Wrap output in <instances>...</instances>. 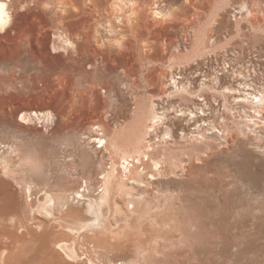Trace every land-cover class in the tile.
Returning <instances> with one entry per match:
<instances>
[{
    "label": "rangeland",
    "instance_id": "374dc122",
    "mask_svg": "<svg viewBox=\"0 0 264 264\" xmlns=\"http://www.w3.org/2000/svg\"><path fill=\"white\" fill-rule=\"evenodd\" d=\"M156 1L166 10L173 12L170 19L154 18L152 11ZM58 2L59 0H11L9 2L12 17L10 25L8 24L5 30L0 29V125L8 123L17 126L21 123L20 114L25 110H52L59 116L57 125L52 130L47 132L42 128L28 126L30 130L26 132L32 144L36 143L37 146L44 148V152L47 151L45 155H48L51 150L55 132L69 133L74 128H86L88 119L93 116L106 119L105 121L108 122L110 120L109 123L112 124L116 118L123 119L130 115V112L139 104L143 112L152 101L165 106L166 102L163 103L159 99L163 97L167 101L163 95L162 81L167 83L169 79H164V72L170 74L173 72L177 78L198 77L197 79L202 81L210 72L215 73L214 75L219 73L220 77L227 74L222 64L229 60L235 70L240 69L249 60L254 59L258 62L262 55L260 60L264 64V21L256 28L243 22V29L239 32L234 29L236 21L233 18L235 8L239 9L243 2L248 3L252 8L260 9L262 7L260 4L264 0H139L141 17L135 23V29L125 28L127 32L117 37V39L126 37L124 39L127 40V44L122 48L101 46L93 38L95 33L92 30L96 28L95 24L104 23L111 15V12L108 13L106 10L107 6L98 5L97 7L96 4L86 0H69L70 4H76L80 11L68 9L66 13H63ZM253 22L257 24L258 21L254 19ZM194 27L204 30L208 38L213 36L215 44H220L223 49H218L216 54L213 52V56L210 53L205 55L204 59L200 57L196 58V61L193 59L188 61L186 54H189L190 50L196 46V28L193 29ZM118 30L123 32L121 29ZM62 32L68 34L76 43L73 42L75 48H67L59 43V34ZM87 36L91 38L88 44L85 42L88 39ZM206 46L209 49L213 48L209 42ZM101 49L105 51L102 52ZM97 52L99 56L95 59L93 56ZM178 55L183 57L181 62ZM243 59H246L245 62L242 61ZM211 60L213 62H210ZM206 61L209 65H206ZM217 66L218 68L222 66L220 68L224 73L221 69H217ZM178 67L181 68L178 69ZM196 68H199L201 73L199 70L196 71ZM196 72L197 74H194ZM229 78L230 76L225 82H228ZM196 89L198 90V84ZM206 92L201 93V96L202 98L208 96L206 100L209 104L212 102L216 108L224 104L220 96L214 97L215 99L219 97L220 102L217 101L220 104L217 101L214 103L215 99L211 93L209 95V92ZM194 98L175 97L176 100L174 99L173 103L175 102L176 108L181 106L185 110L190 106L193 108L194 101L199 102V97ZM231 103L232 100L229 106L233 107ZM67 115L71 116L70 121L66 120ZM10 117L11 121L8 120ZM65 123L70 125L66 126ZM21 124L25 125L23 122ZM62 126H64L63 130ZM34 128L38 130L39 135H35L37 132ZM180 129L175 128L178 142L173 145V151L178 162L187 169L178 171L176 178L174 177L176 182L174 179L171 182L170 177H164L166 180L160 178L158 180L160 184L155 182V186L157 185L156 187L162 191L160 202L154 201L160 207L158 212L154 213L155 215H145L141 220L133 213H129L127 217V213L114 219L118 226L126 223L130 225L125 229L127 232L122 231L120 237H113L114 243L118 241L120 244L116 250L117 260L121 263L127 259L126 252L135 254L138 250L137 246H141L146 248L148 253L141 256L144 257L140 259L141 264H208L201 261L206 257L207 248L212 245V241H208L213 237L214 232L224 229L223 233L226 234L227 241L233 240L230 231L227 232V225L232 221L227 214L231 207L239 206L241 214L237 216L238 223H230L234 231L249 229L247 225L252 223L250 221L252 217L256 221L254 252L242 254L241 262L250 258L255 259V264H264V149L247 145L243 153L237 154L232 143L235 130L231 131V136L227 137L230 144L227 140L212 136L214 140L210 148L204 147L197 152L191 149L186 141L178 138L182 131ZM261 133L264 135V131ZM48 146L49 149H47ZM235 162L243 164L239 171L231 167ZM230 169L233 171L224 175V172ZM224 176L226 179L223 178ZM131 182L130 186H138ZM141 186L143 188V184ZM167 198H170V201ZM248 205L252 208H248ZM215 217H219L222 221L213 226ZM137 233L141 238H137ZM126 240L129 241L126 242ZM156 248L159 249L156 250ZM231 261V257L227 255L224 264H232L233 261L232 263ZM222 262L223 260L218 259V262L215 261L214 264Z\"/></svg>",
    "mask_w": 264,
    "mask_h": 264
},
{
    "label": "bare ground",
    "instance_id": "6f19581e",
    "mask_svg": "<svg viewBox=\"0 0 264 264\" xmlns=\"http://www.w3.org/2000/svg\"><path fill=\"white\" fill-rule=\"evenodd\" d=\"M10 1L0 0V29L2 30L8 28L12 18L9 11ZM86 1L96 4L97 7L98 5L107 6V12H111L107 21L98 22L95 24V29L91 28L95 33L93 38L97 44L124 47L127 44L126 37L125 39L120 37L117 39V37L127 32L125 28L135 29V23L141 17L139 0ZM58 3L63 13H66L68 9L80 11L76 4H70L69 0H59ZM154 5L152 15L155 19L166 20L172 17V11L160 6L157 1ZM260 5L262 6L260 9H255L243 2L238 7L239 9L235 8L234 29L240 32L243 29V22L249 23L254 28L262 25L264 2ZM92 17L95 16L92 15ZM254 19L259 23L254 24ZM195 35L196 46L190 50L189 54L185 53L188 61L192 59L194 61L200 57L204 59L205 55L213 52L216 54V51L222 48L220 44H215L213 36L209 39L204 30L196 28ZM89 36L86 37L88 38L85 41L87 44L91 42ZM58 40L64 47L75 48V42L68 34L62 32ZM207 42L213 45L212 49L206 46ZM98 56L97 52L93 58L96 59ZM178 59L181 62L183 57L178 55ZM212 60L210 62H213ZM244 60L246 59L242 61L245 62ZM259 60L258 62L254 59L249 60L246 62L247 65L242 63L243 66L238 62L236 64L241 68H236L237 70L230 64V60L229 63L223 62L224 72L226 71L227 74L232 72L228 82H225L229 77L227 74L220 77L219 73L214 75L215 73L210 72L207 78L200 81L198 77L190 79L188 76H180L177 78L172 71L171 74L164 72V79H169L167 83L162 81V91L167 101L163 97L159 99L167 103L165 106L152 101L150 105L147 103L149 107L145 112L139 104L130 112V115L128 114L123 119L116 118L112 124L109 123L110 120L108 122L105 121L106 119L93 116L88 119L86 128H74L69 133L62 132L61 134L60 131H54L55 135L53 139L51 137L52 146L48 155H45L47 151L44 152V148L29 141L26 132L30 130L28 126L42 128L47 132L52 130L59 118L52 110H25L19 117L21 123L25 125L21 123L17 126L8 123L0 125V264H141L140 259L144 258L141 256L148 254L146 248L141 246H137L138 250L136 249L135 254L126 252L127 259L121 263L117 260L116 250L120 244L118 241L114 243L113 237L121 235L122 231L127 232L125 229L130 225L126 223L127 225L118 226L114 219L127 213L126 216L129 217L133 213L142 220L145 215L154 214L160 208L154 201L159 200L160 202L162 199L160 197L162 191L156 187L157 185L155 186V182L160 184L158 180L160 178L166 180L164 177H170V181L173 179L175 181L178 171L187 169L175 158L173 145L178 142L175 128L182 130L178 138L186 141L191 149L197 152L204 147L210 148L214 136L217 139L227 140L230 132L235 130L234 139L231 141L237 154L243 153L247 145L264 149V135L261 133L264 131V64L261 60L259 63ZM198 62L201 64L200 61ZM231 62L233 63V60ZM207 63L206 65H209ZM220 67L222 66L219 68L217 66V69H221ZM198 70L199 68H196V71ZM197 84L198 90L196 89ZM204 91L209 92V95L211 93L213 98L220 96L222 98L220 100L224 103L223 107L216 108L211 100L212 105L209 104L206 100L208 96L206 98L201 96ZM175 97H199V102L194 101L193 108L190 106L184 110L181 106L176 108L175 102L173 103ZM218 98L214 100V103ZM231 100L233 107L229 106ZM166 105L169 107L167 108ZM222 108H224L223 111ZM70 117L67 115L66 120ZM10 119L11 117L8 120L11 121ZM35 131L37 132L35 135H39L38 130L35 129ZM142 166L144 167L141 168ZM231 167L239 171L243 164L235 162ZM233 169L224 172V175H228ZM223 178L226 179V176ZM131 181L138 186H130ZM142 184L143 188H141ZM168 205L165 206L168 207ZM238 207H231L227 214L232 220L227 225V232L230 231L233 240L227 241L226 234L223 233L225 229L214 232L213 237L208 241H212V245L207 248L206 257L201 259L202 263L205 261L208 264H214L215 261L218 262V259H221L223 260L221 264H224L227 255L231 257L232 264L256 263L255 259L250 258L241 262L242 254L250 253L255 249L254 226L256 221L252 217L253 220L250 219L252 223L246 224L249 229L234 231L230 223H238L237 216L241 214ZM248 208L252 206L248 205ZM214 219L213 226L222 221L219 217ZM248 231L251 232L247 233ZM137 238H141L138 237V233Z\"/></svg>",
    "mask_w": 264,
    "mask_h": 264
}]
</instances>
